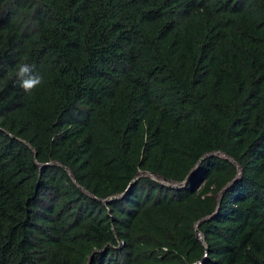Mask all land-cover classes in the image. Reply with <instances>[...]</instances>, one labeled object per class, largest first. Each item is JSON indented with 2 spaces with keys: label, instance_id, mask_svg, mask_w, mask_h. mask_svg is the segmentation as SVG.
Wrapping results in <instances>:
<instances>
[{
  "label": "trees",
  "instance_id": "obj_1",
  "mask_svg": "<svg viewBox=\"0 0 264 264\" xmlns=\"http://www.w3.org/2000/svg\"><path fill=\"white\" fill-rule=\"evenodd\" d=\"M0 65V264H264V0H0Z\"/></svg>",
  "mask_w": 264,
  "mask_h": 264
},
{
  "label": "clouds",
  "instance_id": "obj_2",
  "mask_svg": "<svg viewBox=\"0 0 264 264\" xmlns=\"http://www.w3.org/2000/svg\"><path fill=\"white\" fill-rule=\"evenodd\" d=\"M3 67V65H0V68ZM12 75L18 86L25 93H31L44 83V76L28 62L18 63L12 70Z\"/></svg>",
  "mask_w": 264,
  "mask_h": 264
},
{
  "label": "rangeland",
  "instance_id": "obj_3",
  "mask_svg": "<svg viewBox=\"0 0 264 264\" xmlns=\"http://www.w3.org/2000/svg\"><path fill=\"white\" fill-rule=\"evenodd\" d=\"M154 178H155L156 180H158V181H161V182L165 183V184L168 183V184H170V185H177V183L167 181V180H165L164 178H162V177H160V176H158V175H154Z\"/></svg>",
  "mask_w": 264,
  "mask_h": 264
}]
</instances>
